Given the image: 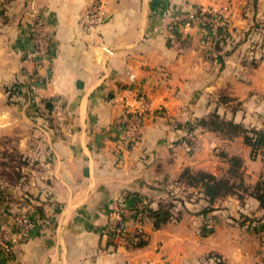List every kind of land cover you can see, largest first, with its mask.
<instances>
[{
    "label": "crops",
    "instance_id": "1",
    "mask_svg": "<svg viewBox=\"0 0 264 264\" xmlns=\"http://www.w3.org/2000/svg\"><path fill=\"white\" fill-rule=\"evenodd\" d=\"M87 3L0 0L1 140L35 166L23 186L0 195V222L13 233L0 264H211L212 254L264 264V206L251 194L264 161L242 134L201 124L216 112L264 131V57L251 51L264 0H109L103 23L83 31ZM196 8L226 11L230 40L220 50L205 54L199 28L177 26ZM38 17L53 34L40 66L26 57ZM139 93L148 101L140 136L121 149L118 121ZM232 156L246 190L209 203L201 185L180 180L185 168L226 177ZM168 202L160 228L123 213ZM22 215L33 223L26 235ZM138 228L147 240L140 247Z\"/></svg>",
    "mask_w": 264,
    "mask_h": 264
},
{
    "label": "built area",
    "instance_id": "2",
    "mask_svg": "<svg viewBox=\"0 0 264 264\" xmlns=\"http://www.w3.org/2000/svg\"><path fill=\"white\" fill-rule=\"evenodd\" d=\"M109 0H88L87 5L83 9L79 17V23L83 31H91L99 27L106 15ZM177 22H183L181 26L197 25L206 29L210 25L212 33L216 34V28L226 24L225 17H217L209 10L196 8L190 12L182 13L175 18ZM207 30V29H206ZM31 42V49L26 57L34 60L37 66L46 63L49 60L52 50L53 34L48 28V24L44 18H35L27 29ZM136 105L133 110H127L118 121V136L121 149H126L134 145L140 136L145 113L148 110V101L146 95L139 93L135 98ZM257 156L264 161V154L258 153ZM123 213L132 215L137 221L141 222L145 218H151L147 207L139 205L135 207H124ZM19 234L26 235L33 226L31 219L27 216H20L18 219ZM136 237H145L141 228L134 233ZM0 247L5 252H10L12 248V232L0 222ZM264 258V254H263ZM128 264V263H122ZM137 264H155L154 261L146 259Z\"/></svg>",
    "mask_w": 264,
    "mask_h": 264
},
{
    "label": "trees",
    "instance_id": "3",
    "mask_svg": "<svg viewBox=\"0 0 264 264\" xmlns=\"http://www.w3.org/2000/svg\"><path fill=\"white\" fill-rule=\"evenodd\" d=\"M264 23V22H263ZM183 22H178L177 26H181ZM206 29L212 32L210 25L206 26ZM226 25H222L216 28V35L227 31ZM254 29L257 30L261 37L257 41H252L253 49L256 47L262 51L259 53V58L264 57V24L262 26H255ZM220 43H214L213 48H209L208 52H215L220 50ZM201 124L209 130L219 131L223 134L230 136L242 134L243 140L246 145L250 147L251 157L255 158L258 153L264 154V131L255 128H245L240 123H236L232 120H226L224 117L220 116L218 113L213 112L206 118L201 120ZM20 158V155H12V158ZM4 168L14 167L10 162L6 161L3 163ZM241 165V159L237 156L230 157V167L228 170V176L226 177H216L211 173L204 171L192 172L188 168L183 169L180 174V180L185 181L186 184L191 186L201 185L205 196L208 198L209 203H211L216 197L229 193H236L235 190L243 187V181L240 176L239 168ZM9 168V169H10ZM8 169V170H9ZM15 170V167H14ZM17 175H20L18 172ZM262 206H264V178L260 179L253 186L251 192ZM1 195V194H0ZM173 207L172 202L163 204L158 209H151L147 207L150 217L153 219L154 228H160L166 221L171 217V210ZM147 243L146 237L138 236L135 237V241H132L134 246L140 247ZM210 257L214 258L211 264H224L220 256L212 254Z\"/></svg>",
    "mask_w": 264,
    "mask_h": 264
},
{
    "label": "rangeland",
    "instance_id": "4",
    "mask_svg": "<svg viewBox=\"0 0 264 264\" xmlns=\"http://www.w3.org/2000/svg\"><path fill=\"white\" fill-rule=\"evenodd\" d=\"M213 14H215L217 17H225L226 19V27L228 28V17H227V13L226 11L224 12H217V11H211ZM196 27L199 28V31L201 33V40H207V42H202L203 44V48L205 52V54H207V47L208 48H213L214 43H223V42H228L230 40V34L229 31L227 29V31L222 32L221 34L214 36L216 34L214 33H210V31L206 30L205 28H202L200 26L194 25ZM261 37L259 35V33L257 32L256 29H254L253 31V36H252V41H257L258 38ZM251 41V44H252ZM211 43V44H210ZM210 44V45H209ZM250 48V46H249ZM251 51H253L254 54H256V56H259L260 49L258 48H252ZM3 136L0 135V140L2 139ZM12 139V138H11ZM6 140L3 139L0 142V194L3 196L4 194H6L8 191H11L12 189H16V187L18 186H23V183H26V180L30 179V175L32 174L31 170H33L35 168L34 163L31 161V159L29 157H26L23 155L22 152H20L17 148V145L14 143H9V144H4V141ZM20 155L19 157H15L14 159L12 158V155ZM6 161H8V163L10 162L14 167H7L4 168L6 171V173L3 172V163H5ZM10 168V169H9ZM9 169V170H8ZM20 173V175H17V173ZM30 177V178H29ZM10 193V192H9ZM11 230V229H10ZM12 232V231H11ZM13 235V233H12ZM261 253L264 254V238L262 239V241H260L259 244ZM261 258H263V255L261 254ZM211 261L214 260V258L210 259ZM260 262L262 263V260H260Z\"/></svg>",
    "mask_w": 264,
    "mask_h": 264
}]
</instances>
